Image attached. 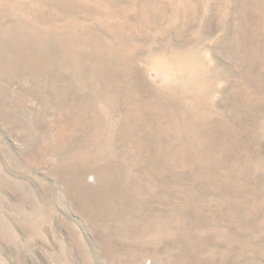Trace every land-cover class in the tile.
<instances>
[{"label": "rangeland", "instance_id": "374dc122", "mask_svg": "<svg viewBox=\"0 0 264 264\" xmlns=\"http://www.w3.org/2000/svg\"><path fill=\"white\" fill-rule=\"evenodd\" d=\"M0 264H264V0H0Z\"/></svg>", "mask_w": 264, "mask_h": 264}]
</instances>
